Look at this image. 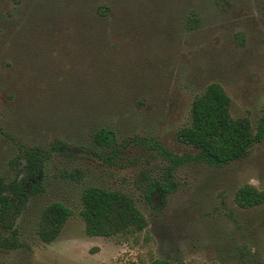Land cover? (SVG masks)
Listing matches in <instances>:
<instances>
[{"label":"rangeland","instance_id":"obj_1","mask_svg":"<svg viewBox=\"0 0 264 264\" xmlns=\"http://www.w3.org/2000/svg\"><path fill=\"white\" fill-rule=\"evenodd\" d=\"M212 83L229 96L232 116L261 135L247 157L222 168L198 162L177 138ZM100 128L123 147L113 162L94 143ZM136 137L164 152L128 144ZM57 141L67 149L53 151ZM20 143L50 156L42 192L16 217L25 246L0 250V264H264V205L234 203L244 185L264 189V0H0L7 180L23 172ZM156 182L173 183L165 199L150 194ZM89 186L128 195L148 227L89 237L80 214ZM54 202L73 215L44 244L36 218Z\"/></svg>","mask_w":264,"mask_h":264},{"label":"trees","instance_id":"obj_2","mask_svg":"<svg viewBox=\"0 0 264 264\" xmlns=\"http://www.w3.org/2000/svg\"><path fill=\"white\" fill-rule=\"evenodd\" d=\"M12 1L19 5L23 0ZM177 138L197 151L198 162L222 168L247 157L251 147L261 140V135L254 133L249 119H236L232 116L229 96L220 84L212 83L194 98L190 124L178 131ZM93 140L100 149L111 150L105 159L109 162H113L117 156L118 148H123L118 144L114 133L106 128H100ZM132 142L137 146L164 152L155 139L136 137L129 139L128 144ZM51 149L61 152L67 146L64 141H57ZM19 152L23 172L12 180L0 176V250L6 251L25 246L20 242L22 232L16 217L27 209L30 198L42 192L50 156V152L42 147H27L22 143L19 144ZM172 184L156 182L150 194L165 199L172 191ZM81 203L80 214L89 237H130L148 227L145 216L134 200L121 192L89 186L82 193ZM234 203L243 210L263 206L264 189L244 185L236 191ZM72 215L73 211L62 202L43 207L36 218V237L44 244L53 243L60 237ZM149 264L176 263L167 259H155Z\"/></svg>","mask_w":264,"mask_h":264}]
</instances>
